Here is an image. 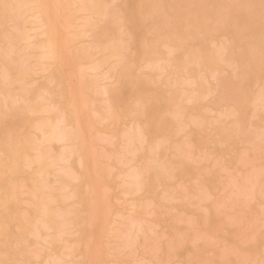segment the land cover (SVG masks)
<instances>
[{
  "label": "rangeland",
  "instance_id": "obj_1",
  "mask_svg": "<svg viewBox=\"0 0 264 264\" xmlns=\"http://www.w3.org/2000/svg\"><path fill=\"white\" fill-rule=\"evenodd\" d=\"M138 1L139 0H136V1L135 0H123L121 5H119L118 2L116 3V1H113V2L110 1L108 6H107V9L109 10L108 16H106L102 20L96 19L97 24H96V26H94V27H96L95 30H92L93 31L92 33H87V34H88V36L91 35L90 37L95 39L96 42L98 41V43L100 45H105V44L110 45V44H114V43L118 44L124 40V43L123 44L121 43V44L123 46H125V45H127V44H125L126 43L125 39H130V41L132 39L133 45L137 46L136 50L134 52H132L131 54L129 52L127 53V54H129V58L122 56L119 60L120 62H118V65H117L118 70L121 72L120 75L121 76L123 75L122 76L123 85L121 83L120 84L121 86L119 85L117 88V90L118 89L119 90L114 92L113 96H115L118 99L115 98L116 100L114 101L115 103L113 102V104H116L115 105L117 108L116 112L120 113V111H121L120 114H122V118L120 117V120L117 121L118 123L113 125L112 123H109V121L107 124L103 123V121H100L99 120L100 117L99 116L97 117L98 114L94 113L93 111H91V115H92V117H94L92 119L95 121L94 124L96 125V127L94 125V130H93V133L95 135L94 139L96 141V149L99 148V149L104 151V152L102 151L103 153L107 154V155L105 154L106 155L105 156V155H103V153H100V150H99V153L102 156V158H100V160H102V161L99 160V162L103 163V165H102V163L100 165L104 166L103 168H105L106 170L109 168V167H106V165L109 166V165H112L114 162H116L115 159H113V157H114L113 154L117 148L119 149V147H123V145L120 146V144H123V142H125V141L122 142L123 138L121 136H119L118 133L120 134L121 131L123 132L124 129H127V126H129V128H128L129 131H131L133 129L138 130V128H136L134 125V124H136L137 120H138V123H141V122L144 123V121H148V123L145 124V126H146L145 130L147 132V135H146V140L143 143V147L144 146L145 147L143 148V150L141 148L142 152L141 151L139 152L137 150L135 152L133 151L131 153H127L129 159L135 158V162L134 161L130 162L129 165L123 164L124 167L123 166L121 167V165L118 164L121 167L122 173H123V171L125 172V170H127L126 168H128V170L129 169L131 170L133 168V170H131V172H133V171L138 172L139 171V174H140L139 179L140 178L142 179V180H140V185L142 186V190L140 192L139 191L136 192L137 194L136 193L131 194V192L127 193V194L122 193V190H124L126 187L123 188V186L120 184L121 178L118 177V181L117 180L115 181V179H117V174H118L117 170L113 169L112 172L110 171L112 174L109 173L110 174L109 177L105 171L103 173H105L106 175L102 173L103 176L104 175L106 176V178L105 177H103V178H105L108 186H110L109 204L111 205V208H112V210H111L112 215L110 214L109 221H111L112 219L115 218V215H114L115 213L122 214V216H119L118 218H119V220H121V222L123 224L120 225V224L115 223L116 225H119L120 227L122 226L120 228L121 231L119 233L117 232L118 235H116L112 232V234L116 235V237L119 236L118 238H115L114 235H112V237H111V235H109V232H107V230H110V227L108 226V228H107L106 227L107 223H103L101 221V218H98V217L94 218L92 220L93 221L92 224L88 225L86 227V222L89 220L86 218L87 214H85L86 213L85 211L79 210L80 208L82 209L84 207L75 203V201H74L75 199L73 200L70 198L71 200H69V198L66 197V194L68 192H65L63 194L65 189L69 188L68 190H70V187H66V188L62 187L61 191H63V192L61 194L60 187L62 186V184H60V183H63V181H66L65 176H67V179H68L67 182H70L69 180H71V179L68 178L70 176H68V175L64 176L62 174L64 177L63 176H62V178L60 177V180H59L60 182H59V181H53V180H55L54 175L52 173L49 174L48 176H46L45 183L46 182L48 183V179H49L48 184L49 185L51 184L50 186H52V184H53L54 185L53 190L56 192H59V193H57L59 204L64 203L63 201L67 202V203L65 202L67 205L64 203V204H61L62 206H60V207L61 208L63 207V209H65V210L68 207H70L68 209L74 210L77 218H79L80 220L83 219V221H80L78 219L79 220L78 222H80V224L78 226H76V225L70 226L71 224L68 226V224L70 223L69 218H67V216H65L66 220L64 221V219H61L59 217L58 221L61 219V222H60L61 234L63 232L64 233L62 235H60V236H62V238L60 237L62 240L59 241L60 238L58 236L59 239L55 240L52 248L55 249L56 247H54V246H57L58 244H60V242H61V244H62V242L67 244L70 240H75L72 238H75L77 236V238H76V240H77L80 237L79 239H81V241H79V244L71 241V243H73V245L75 246L74 249L76 248L75 251H73L74 249L72 250L73 251L72 255H74V256H75V254L77 255L75 258L72 256V259L75 260L74 264H82L84 260H86V262L84 261L85 262L84 264H87V261H88L87 260V258H88L87 253L88 252H87V249H85V246H87L86 242L90 239L92 240L90 249L93 250L96 248V246H98L100 248L101 260H99L100 262L98 261V264H115L114 262H116V264H179V263L182 264V262L183 263L185 262V264H205L206 262H207L206 264H264V240H263L264 239V152H263L264 149L262 151V147H261L262 145L264 146V142H263L264 140H262V139H264V129L262 128V127H264V108L259 104L261 101L257 100V98H256L257 94H259V92H260L259 89L264 90V87L263 88L260 87L262 84V80L264 78V76H263L264 75V57L261 56V53L259 54V52H257L256 49H253V47H250L247 45L245 46V44H246L245 40L246 39H244V38L242 39V37H241L242 34L248 35L250 33H254L255 38L261 37V33H260V29H261L260 24L261 23H259L261 21V18L258 17V12L262 9V7H263L262 4H264V0H254V1L249 0L250 1V2L248 1L249 2L248 7H250L249 9L246 8L245 5H243V4L241 5L242 10L247 11V12H251V13H249V15L253 14L249 18V21H247L248 23H246L241 28L235 27L234 22L232 20H229V21H223L222 20L223 12H225V10L223 8V4H222V1L224 3V0H165V1H163V7L160 6L158 9H152V7H150V5L152 6L154 3L156 4L160 0H149L146 2L145 6L141 10H138V7H139L137 5ZM63 3H66V1L63 0ZM149 3H151V4H149ZM141 5L142 4H140L139 8H141ZM71 8H73V6H71ZM110 9L112 12H110ZM116 9L118 11L117 13H115ZM74 10H75V6H74ZM187 10L189 12H187ZM216 11H218V12H216ZM69 12H70V9L68 8L67 4L61 5L60 9H59L61 20H64ZM121 12L123 13L124 18L128 22V25L131 29L130 35L123 33L121 31L120 26H119V25H121V21H119L120 15L122 14ZM191 12H197V15H199V19L202 22L201 26L204 25V26H207L210 28V27L220 26V25L226 24V26L228 27V30H230V33L234 35L235 41L229 45V47H228L229 52L227 51V53L225 54V58L223 59L224 62H221L219 60V63H218L217 60L215 61L214 59H211L210 57H206V58H204L203 63L207 64L208 66L203 65V64H199V63H195V62H191V63H188V64L181 66L182 68L181 67H179V69L177 68V72L175 74H172V72H171L174 68L172 66H167L166 70L164 72H162V75L160 77H158V75H157L158 72L155 68H151V70H150L148 68L139 67L140 65L138 66L137 61L141 60L139 53H142V48L140 45L147 44V43H148L147 48L149 47L150 50H151V47L153 48V50L150 53L149 52L147 53L148 55L150 54L149 56L147 55V58H149L152 61L155 59L157 66L160 64L162 65L164 63V61H162V59L159 61H156V59L158 57H164L167 55L165 49L159 45L161 34L167 32L169 29H172L174 27L179 28L178 15L180 13L191 14ZM116 14H119V15L117 16ZM166 14H168V15H166ZM207 14H208V16H207ZM155 16H156V18H155ZM115 17H117V18L114 19ZM137 17H138V19H137ZM111 18H113V19H111ZM176 18H177V20H176ZM211 18H213V19H211ZM257 19H258V22H257ZM22 20H23V18H18V19L11 21V22H6L7 25L5 24L3 26L7 30H9L10 27L13 28V30H10V32L12 31L11 32V34H12L13 32L15 33V30L17 31L18 28L20 30H23L25 27L30 26V24L28 22H26L27 20L23 21V22H22ZM80 20H76L75 24H78V22L80 23ZM109 20H111V21H109ZM114 20H116V22ZM117 21L120 24H118ZM138 21L141 23H139ZM215 21H217L218 23L217 22L215 23ZM12 22H13V24H12ZM23 23H24V27H23ZM10 24H12V25H10ZM20 24H22V28H21ZM13 25H16V27H13ZM25 25H28V26H25ZM116 27H118L117 28V29H119L118 31H116L117 30V29H115ZM254 27H255V29H254ZM92 29H94V28H92ZM181 29H183V27ZM181 29L179 28V30H181ZM194 32H195L194 36L189 37L184 41L181 40L183 46L180 47V49H178L174 53V56H175L174 62L176 64H182V60H184V58H185L187 48L190 45V43H192V42H194V44L200 43L204 51L211 50L214 45H217L218 43L221 42L219 32L215 33V32L211 31V34H208L203 29H198V30H195ZM88 36L86 35L85 37H80L79 39L75 40L74 42H72L73 46L74 45L86 46L87 45L86 41L91 40V38ZM68 37L71 38L72 36L68 35ZM6 40L7 39L4 37H2V39H0V46H2V48H3V49H1V47H0V51L2 50V52L4 51V49L7 48V41ZM211 40H216V42H213V41L211 42ZM197 41H200V42H197ZM239 44L243 45L244 47H241ZM138 49L140 50V52H138ZM251 49H252V51H251ZM23 56L24 55L20 56L19 54H12L6 58V61L10 63L8 68L12 74H16L17 72H20L22 74L26 73L28 75L27 72L32 73L30 71V65H29L30 62L29 61L23 62V59L25 58V56L24 57ZM74 56L77 57V55L75 53H74ZM227 57H228V59H227ZM243 57H245V58H243ZM125 58H127V59H125ZM229 59H230V61H228ZM256 59L260 60L261 64H260V61H258V60L256 61ZM126 60H128V61H126ZM3 62H0V70H1V65ZM227 62H228V64H227ZM114 63H116V60ZM122 64H123V66L127 67L128 69L123 67ZM236 65H239V68L233 71V69L231 67H235ZM122 68H123V71H122ZM185 68H187L188 70ZM214 68H216L218 71H220V70L222 71V72H219L217 74V78L214 79V78L204 77V76L209 74V71H210L209 69L213 70ZM10 69H12V70H10ZM50 71H51L52 76L55 77V79H56L53 82L48 83V80L45 79V77H40L41 79L38 78L37 82L29 84L30 76L28 77L27 75H25V76H23L24 79L22 78L21 82L10 83L8 86H5V88L12 93H17L19 91H22L21 88H25V87L30 88L31 92H29V93H31V94L27 95V99L29 102H32L35 99L37 94H41L46 90L51 91L55 96H58L59 90L61 88L64 89V93H65L67 91L66 90L67 80H69L68 76L65 75V74H67L66 71L65 70L61 71L60 69L56 68L55 66L54 67L51 66ZM183 71H185L186 73ZM251 71L255 75H253V73ZM122 72H128L129 76H128V73L123 74ZM143 72H145L146 75ZM190 72L192 74H190ZM95 73L96 72L88 71V73L85 75V78L88 80H92L93 78L97 77ZM242 73H243V75H240ZM124 75H126L127 77ZM147 75H149V76L147 77ZM179 75L184 76V77L186 76L190 79V82L192 80H194V82L191 84L184 83L182 86L176 85L174 81L176 78L181 77ZM201 76L203 78H201ZM242 78H244V79H242ZM142 79L144 81H142ZM257 79H259V81ZM44 80L45 81L47 80V84ZM146 80L147 81L150 80L151 82L148 81V83H146L147 82ZM215 80H217L216 83H215ZM25 81L28 83H26ZM58 81L61 82L60 87L58 86ZM22 82H23L24 86L22 85ZM24 83H26V84H24ZM35 83H36V85H35ZM199 83L201 86L199 85ZM19 84H20V86H19ZM48 84H49V86H48ZM52 85H53V87H52ZM214 85H217V89H216L217 92L214 91L211 94H207V95L203 96V94H205L206 90H208L209 87H212ZM242 86L246 87L245 89L246 90L248 89V91H246L245 89H244V91H242L243 90ZM262 86H264V85H262ZM188 88L191 89L192 91L189 90ZM219 88H220V90L221 89L222 90L220 91ZM187 89L189 91H187ZM255 91H257V93ZM37 92H39V93H37ZM132 92H134V93L132 94ZM244 92H245V98L247 97L246 99H243L244 94H243V96L241 94ZM254 92L256 94L255 98H254ZM35 93H37V94H35ZM121 93L123 94V96L121 95ZM135 94L141 95L144 100H146V98L148 100V98H149V100H148L149 102L147 103L148 106L146 104V106L144 108L140 109L141 112H140V110H138L139 113L141 114V115L139 114V116H137L138 115V113H137L138 111H137L134 113L137 115H134L133 113H131L132 115L127 113V114H125V117H123L124 113L126 112V110H125L126 106H128L129 108L134 106L133 102L135 101V99H134L136 96ZM219 94H221V95H219ZM30 95H31V98H30ZM32 95H34V97H32ZM65 95H66V93H65ZM186 95H188V96L193 95L194 99L193 100L191 99L188 101H183V104L186 106V108L184 110V115H182V118L179 121L178 117L176 115H174L171 112V110H169L170 106H173L172 103H167L165 100L168 96L169 97L172 96L174 102H176V104H177L179 102H182V97L185 98ZM218 95H219V97H217ZM98 96L99 95H94L95 98ZM216 97L218 99H216ZM233 97H234V99H233ZM150 98H151V100H150ZM252 98H254L255 101L254 100L252 101ZM101 99H102L101 96H99V98H97L96 102L94 101V104H95L94 107L99 109V110H100L99 107H101V111H102L103 106H101L99 104V103L103 102ZM122 99H124V101ZM242 99L245 101H242ZM98 100H100V101H98ZM239 100H241L242 102L241 101L239 102ZM118 102H120V103H118ZM22 103L23 102H21V103L19 102L18 104L21 105ZM240 103H242V104L239 107ZM256 103H257V107H256ZM222 105H223V107H222ZM115 106H114V110L116 109ZM252 106H253V108L255 107L254 111H253ZM171 109H172V107H171ZM211 109H214L215 111L211 110ZM216 109H218V110L216 111ZM123 110H125V112ZM159 110H160V112H159ZM240 110H242V111H240ZM162 111H164V112L161 113ZM169 112H171L170 115H169ZM213 112H215V114ZM241 112H242V114H241ZM243 112H244V114H243ZM230 113H232V114H230ZM187 114H189V115H187ZM197 114L200 117L196 116ZM223 115H224V117H223ZM184 116H186V118ZM201 116H202V118H201ZM215 116L217 119L213 118ZM25 117H27L29 119V121H32L30 118L34 117L36 119L37 117H39V115L38 116H33V115L32 116L31 115L25 116V115H19V113L13 114V115L11 114V116H9L7 118V123H8V125L14 124L17 122V120H19L21 118H25ZM95 117H97V118H95ZM136 118H138V119H136ZM239 118H240V120H239ZM96 119H98L97 122H96ZM134 119H136V121ZM212 120H213V122H212ZM233 120H235V121L238 120V121L233 122ZM104 121L107 122V120H104ZM186 121H191V123L189 124V126H187L185 131L180 130V128L183 126L184 122H186ZM198 121H199V123H198ZM133 122H135V123H133ZM238 122H239V125L237 124ZM128 123L134 125L135 128L132 125L130 126ZM250 123H252V124H250ZM107 125H109V126H107ZM244 125L246 126V128ZM252 125H253V127L255 125L257 127L253 128ZM233 126H236V127H233ZM239 126L242 128L240 129ZM247 127H249V128H247ZM112 128H114L115 132H117L116 134L118 137H116V140L114 137H113L114 138L113 139L112 134H110ZM258 128H259V131H260V128L263 130L258 132ZM236 129H237V131H235ZM244 129H246V130L249 129V130H247L248 132L247 131L244 132L245 131ZM239 130H242V131H239ZM250 130H252V131L254 130V131L251 132ZM124 131H126V130H124ZM137 132H139V131H137ZM238 132H241L244 134L239 135ZM256 132H257V134H256ZM262 132H263V134H262ZM105 133H108V134H105ZM139 133L141 134V132H139ZM251 133H253V134L251 135ZM254 133H255V136H254ZM258 134H260V135H258ZM180 135H182V136H180ZM162 136H163V138H162ZM248 137H250V138L247 139ZM260 137H261V139H260ZM163 139H165V140H163ZM171 139L175 140L177 143L172 141ZM259 139H260V141H262V143H261L262 145H260L261 150L259 149L261 152L258 151V148H257L259 146V145L257 146V144H259V142H258ZM190 140H192V141H190ZM178 141H180V142H178ZM184 141L185 142L187 141V142L185 143ZM250 141L253 142V143L251 142L252 145H251ZM134 142H133L134 144L132 146L128 145L127 147L132 148V147H135L137 144H138V146L140 145L139 144L140 141H137V139H135ZM170 142H172V143H170ZM181 142L184 144L183 146L181 145L182 144ZM179 144H180V146L183 147V149L181 147H179ZM57 146H60V145H55V150L58 149ZM117 146H119V147H117ZM170 146H172V147H170ZM195 146L198 149V151L196 150ZM151 147L153 148L152 151L150 149ZM199 147L201 150L199 149ZM250 147H251V149H250ZM147 148H148V150H147ZM179 148L181 151L179 150ZM245 148L246 149L249 148L250 150H245ZM256 148H257V150H256ZM121 149L125 150V148H121ZM59 150H60V147H59ZM253 150H256V152H254ZM121 151L122 152H120V151L119 152L124 153L123 150H121ZM154 151L156 154L154 153ZM188 152L190 154L192 153V155H193L192 158H194L195 160H193L191 158V156H190V158L187 157V155H189ZM242 152H244V154H245V152L248 153V154H245V156L248 155L247 158L249 159V160L247 159L248 163L245 165H244V163H246V158L244 155H242L243 154ZM262 152H263V154H262ZM134 153H135V155H134ZM136 153H138V154H136ZM139 153L141 154L142 157L138 156ZM176 153H179V155H175ZM182 153H184V156H181ZM259 153H260V155H259ZM148 154H149V157H147ZM154 154H155V156H154ZM194 154L197 156V158ZM206 154H208V155H206ZM127 155L125 154V156H127ZM136 155L141 159L136 158L137 157ZM150 155H152V156H150ZM250 155H251V158H250ZM103 156H105V157H103ZM144 156L146 157V160H148L147 158L152 157L149 159V160H151L152 164L149 163V160L145 162ZM238 156L241 157L240 160L238 159L239 158ZM99 157H100V155L98 156V158ZM108 157H110V160ZM242 157H244V158H242ZM111 159H112V161H111ZM136 159H137V162H136ZM152 159H154V160L152 161ZM251 159H252V161H251ZM75 160H76V158H75ZM75 160L73 162V157H72L70 162H73L72 164L75 163V165H73L74 168L75 169L77 168V170H79L78 165L76 166L77 163ZM131 160H129V161H131ZM139 160H140V162H139ZM70 162H69V164H70ZM126 162H127V157H126ZM139 163L142 165H140ZM132 164H135V165H132ZM144 164H146V166ZM154 164L156 167H154ZM161 164H162V166H161ZM61 165H63V163H61ZM130 165H132L131 168H130ZM139 165L141 167H139ZM56 166L61 167L60 164H56ZM56 166L54 167L53 171H55L56 168H58ZM134 166H137V167L134 168ZM172 166H173V168H172ZM184 166H186L185 168L187 170L185 173L181 172ZM142 167H143V169H142ZM160 167L161 168L164 167V169L160 170L161 169ZM152 168H154V169H152ZM25 169H23V171L21 173H19L15 178H12L10 180L20 181L19 179L22 177L23 173L25 171H28V169H26V170ZM105 169H103V170H105ZM173 169H174V171H173ZM203 169H204V171H206L205 173H204ZM145 170H146V172H144ZM159 170H160V172H159ZM197 171H199V172H197ZM164 172H166V173H164ZM251 172H253L254 175H252L253 173L251 174ZM128 173H129V171H128ZM169 173H171V174H169ZM196 173H198L197 174L198 178H195ZM161 174H162V176H161ZM205 174H207V175H205ZM246 174H248V177L245 176ZM222 175H225L223 177H226V178H223ZM231 176L234 177L239 184H237L236 180L234 179L235 181L233 180V183H232L233 187L232 186L229 187V185L231 183V181H230ZM253 176H255V178ZM17 177H19V179ZM51 177H52V180H50ZM53 177H54V179H53ZM189 177L192 179H189ZM199 177H201L202 179L200 178V180H198ZM246 177H247V179H246ZM256 177H257L258 181H257ZM218 178H223L224 182H226L225 179L230 181V183L226 182L227 184L229 183L228 185L226 184V187L228 186L229 190H228V188L225 191L220 190V188L223 186L222 185L223 181L221 180L222 182L219 183L220 181L217 180ZM228 178H230V179H228ZM143 179L146 182H144ZM147 179H148V181H147ZM160 180H161V182H160ZM175 180L177 182H175ZM193 180H194V182H193ZM252 180H254V181L252 182ZM255 180L258 183H256ZM108 181H112L113 183L109 182L111 184L110 185L108 183ZM196 181L201 183V185H202V182H203V184L205 182L204 185H206V187L204 185L201 186ZM217 181H219V182H217ZM67 182L63 183L64 184L63 186H65V184H68ZM73 182L74 181H72V184H73ZM116 182H117V184H116ZM206 182H209V183L207 184ZM5 183H7L6 180L0 181V184H1L0 186H2ZM118 183H119V185H118ZM56 184H57V186H56ZM69 184H71V182ZM72 184H71V188L73 186ZM112 184H116L118 186L115 187V185L112 186ZM146 184H148V185H146ZM181 184H183V185L181 186ZM216 184H218V185H216ZM234 184H236V185H234ZM252 184H253V186H251ZM256 184H258L257 187L259 189L256 187ZM79 185H80L79 189L81 191H84L85 186L83 185V181L82 182L80 181ZM237 185L240 186L238 189H237V187H238ZM242 185H243V187H242ZM166 186L167 187L169 186V188L166 189L167 188ZM170 186H172V188ZM219 186H221V187H219ZM179 187L181 189H179ZM182 187L184 189H187V190H184ZM2 188L4 189V186H2ZM248 188H253L252 189L253 191H251V189H248ZM230 189L231 190L233 189V190L231 191ZM242 189L244 190V192H240V191H243ZM246 189H248L249 192L253 195L249 194V196H244V195L241 196L242 194L247 195L248 191H246ZM165 190H167V192ZM256 190H258V192ZM259 190H261V192L258 195ZM161 191H163V192H161ZM207 191H208V193H206ZM210 191H211V193H210ZM160 192H161V195L159 194ZM170 193L172 194V196L170 195ZM184 193H185V195H184ZM231 193L234 196H231ZM20 195H22V197H24V194H20ZM61 195H62V197H60ZM201 195H202V197H201ZM26 196H29V194L25 195V197ZM22 197H21V199L23 200ZM25 197H24V199L27 198V197L26 198ZM176 197H177V199H176ZM230 197L231 198L234 197V199H231ZM251 197H253V198H251ZM147 198H149V199H147ZM224 198L227 199L228 201L224 200ZM245 198H249V199H245ZM67 199H68V201H67ZM136 199L138 200V202H136L137 201ZM187 199H189V200H187ZM238 199L242 200V201H239ZM231 200L235 204H233L231 202ZM248 200H251V201L248 202ZM69 201H72V202L68 203ZM183 201L185 202V204ZM219 201H222V204ZM133 202L134 203H140L141 206H140V204H136V205H139V207H136L134 210ZM151 202H153V203H151ZM216 203H217V210L215 208ZM57 204L55 203L52 205L53 206L56 205L58 207L59 204L58 205ZM85 204L88 205L85 202L82 203V205L85 206L84 210H86V207H87ZM130 204H132V206ZM239 204H240V207H239ZM73 205H75L76 207ZM142 205H144V206H142ZM28 206H30V208ZM211 206L213 208L212 209L213 212L211 211V208H209ZM19 207H20L19 208L20 210L26 208L25 210H27L29 212L34 209V206L32 204L28 205L27 201L25 204H24V202H21ZM60 207H59V209H61ZM75 208H77V209L75 210ZM137 208H138V210H137ZM219 208H221V209L219 210ZM224 209L226 211H223ZM230 209L232 212V213L230 212L231 216L228 213L229 212L228 210H230ZM151 210H153V213L149 212ZM87 211H88V209H87ZM130 211H132V212H130ZM148 212L150 213V215L148 214ZM221 212H223L224 214ZM236 212L238 213V215ZM225 213H227V214L225 215ZM221 214H222V216H221ZM84 215H86L85 216L86 219L83 218ZM90 215L91 214H89L88 216L90 217ZM232 215H234L233 216V217H235L234 219H231V218H233ZM235 215H237V216H235ZM216 216H217V219H216ZM127 217L128 218L132 217V218L128 219ZM135 219H139V220L141 219L140 221L143 223H145V221L147 220V222L145 223V226L147 225L145 227V228H147V230H146V233H144L145 232V229H144V231L140 235H139V233H137L138 235H136V231H133V232L131 231L133 234L135 232L134 235L137 236V239L134 238V243H132L133 241L131 242V240L133 239L132 237L134 235L132 233H130L133 236L131 235V238H130V237H126V235H125L126 239H124L125 237H124V235H122V232L123 231H126V232L129 231L130 232L129 229L133 230V228L135 230V227H134L135 225H133V223L132 224L130 223L132 221L134 222ZM188 219H191V220L189 221ZM128 220H130V222H128ZM139 220H138V222H140ZM142 220H145V221H142ZM68 221H69V223H68ZM231 221H233L234 223H232ZM250 221H251V223H250ZM138 222H136V224ZM154 222H160L161 225L159 223V225L154 226V229H153L151 226H153L152 224ZM14 223L15 222H13V226L11 225L9 232L17 234L18 232H20V229L18 227L14 226ZM64 223H65V225H64ZM125 223H127V224H125ZM129 223L131 225H133L132 228L130 227L131 225ZM72 224H74V223H72ZM115 224H113V225H115ZM84 225H85V227H84ZM80 226L84 227V229L80 228ZM125 226H126V230H124ZM128 226L130 227L129 229H128ZM76 227L80 228V230H78L79 233L73 232L74 230H77ZM148 228H150V229H148ZM9 232H7L3 235L0 234V250L2 249L0 252H1V257H3V259H5V260L7 258L10 259L12 264H15V263L18 264L19 262H17V261H19V260L22 261L24 264L25 263L31 264V262H32V264H34V263L38 264L37 262H41L43 259H44V261H42L41 264L43 262H44L43 264H47V263H45L46 260L48 263L54 264L53 261H51L52 258L56 257V255H57V254L55 255L54 252H56V253H57V251L59 252L58 249H60L62 246H60V245H59L60 247L57 246L58 249L56 248V250H54V249H50V250L43 249L41 255L38 256L39 258L37 257L38 259H36L37 255H35V257H33L35 254L34 250H37L38 246H39V248H41V244H39L37 241H35V237H33L30 234H29V236H30L29 237L28 234L26 233L23 235V237L25 239L22 241L21 244L19 243L20 244L19 246L15 245V247H14V245H13V247L10 248V246L8 247V244L10 241V238L8 237ZM126 232H123V233L126 234ZM80 234H81V236H80ZM110 234H111V232H110ZM26 235L28 238L26 237ZM113 236H114V238H113ZM122 236H123V239L121 238ZM139 236H140V238H139ZM146 236H149L148 241H146L147 240ZM202 237L206 238L207 240H204ZM127 238H129V240ZM153 238H155V239L153 240ZM244 238H246V239H244ZM27 239H29V241ZM65 239H67L66 241H68V242L63 241ZM143 239H144V242L142 241L143 243H145V241L149 242L147 248H145V249L142 247L143 246L145 247L146 243L141 244V240H143ZM193 239L194 240L198 239V240L197 241L195 240V242H194ZM125 240L127 241L126 242L127 244L129 243V241H130V243L128 245H125L124 244ZM57 242H59V243L57 244ZM80 242H81V244H80ZM223 242H226L227 246L225 245V243L223 244ZM151 243L154 246V248L152 246L153 249H150ZM155 243L157 245H155ZM170 243L173 245L172 249L170 247L171 246ZM4 244H5V246H4ZM55 244H57V245H55ZM27 245H28V247H27ZM87 247H89V246H87ZM158 247H160V248L158 249ZM169 247H170V250H168ZM16 248L26 249L27 250L26 256L27 255L28 256L26 257L22 254H20V255L14 254L13 250ZM32 248H34V250ZM148 248H149V252H146V251H148ZM90 249H89V254H90ZM30 250H31V252H29ZM46 250L50 251V253L47 252ZM64 250L67 253L66 249L61 248L60 252L58 253L59 255H57V257H60L59 261L63 257L61 255V253L62 254L65 253ZM43 251H45V252H43ZM46 252L48 253V255ZM51 252H53V253L51 254ZM142 252H144V253H142ZM254 252L256 253V255ZM45 253H46V256H48L49 260L46 259L47 257L46 258L43 257V256H45ZM114 253H115V255H114ZM170 253H173V255ZM223 253H225V254H223ZM10 254H11V256H10ZM50 254L52 255L51 259H50ZM147 254H148V256H147ZM165 254H167V256H164ZM5 255H7V256H5ZM30 255H32V256H30ZM143 256L146 259H144V260L141 259ZM31 257H33V259H30ZM41 257H43V259ZM69 257L65 256V260L63 261V263L60 261V264L61 263L67 264L68 262H70ZM157 257H158V259L160 258L159 261L157 260ZM185 257H187V258L189 257L188 260L184 259ZM13 258H15V260H13ZM25 258H27V259L25 260ZM147 258H149V259H147ZM35 259L37 261H35ZM53 260H55V258ZM165 260H166V262H165ZM176 260H177V262H176ZM72 261H71V264H73ZM19 264H21V263H19ZM88 264H93V262L90 260L88 262Z\"/></svg>",
  "mask_w": 264,
  "mask_h": 264
},
{
  "label": "bare ground",
  "instance_id": "obj_2",
  "mask_svg": "<svg viewBox=\"0 0 264 264\" xmlns=\"http://www.w3.org/2000/svg\"><path fill=\"white\" fill-rule=\"evenodd\" d=\"M65 1H66V3H63V0H0V39H2V37L7 39L6 40L7 41V48L4 49L3 52H2V50L0 51L1 52L0 53V62L4 61L2 63V65H1V70H0V181H2V180H6L7 181V183L2 185V186H4V189L2 188V186H0V234L3 235L5 233L9 232V229H10L11 225L13 226V222H15L14 226L18 227L20 229V232H18L17 234H14V233H11V232L8 233V237L10 238L8 247L10 246V248H12L13 245H14V247H15V245L19 246L22 243V241L25 239L23 237V235L27 233L28 236H29V234H30L33 237H35V241H37L39 244H41V248H39V246L37 245L38 248H39V249L37 248V250H34V248L36 246L34 248H32L34 250V253H35L33 257H35V255H37L36 259L39 258L38 256L41 255L43 249H48V250L54 249V248H52V246L54 245L55 240L59 239L60 237L62 238V236H60V235H62L64 232L62 231L63 233L61 234V228H60L61 219H64V221H65L66 220L65 216H67V218H69V221H70V223L68 221V223H69L68 226L70 224H71L70 226H74V225L78 226L80 224V222H78L80 219L76 217V213L74 212V210L68 209L70 207H68L66 210L63 209V207L62 208L60 207V206H62L61 204H64L66 201H63L64 203H61V204L58 203V194L57 193H59V192H56V191L53 190V186H54L53 184H52V186H50L51 184L50 185L48 184L49 183V179H48V183L47 182L45 183L46 176H48L49 174L52 173L54 175L55 180H53V181H59L60 177L62 178L63 175L64 176L68 175V176L71 177V178L68 177L69 179H71V180H69L71 182V184H72V181L75 182V183L73 182L72 188H71V184H69L70 182H67V180H68L67 176H65L66 177V181H63L61 179L63 181V183H66V182L68 183V184H65V186H63L64 185L63 183H60V184H62V186L60 187L61 194L63 192V191H61L62 187L63 188L70 187V190H68L69 189L68 188V189H65V191L63 192V194L65 192H68L66 194V197L69 198V200H71V199L74 200L75 199L74 200L75 203H77L78 205H81L84 208H85V206H83L82 203L85 202V203L88 204V205L85 204L88 207V208L86 207V210H84V208H82V209L80 208L79 209L77 207L79 210L85 211L86 212L85 214H87V216L89 214H91L90 217L89 216L87 217L86 215H84V217H83V218H85V216H86V218L89 219L86 222V227L88 225L92 224V222H93L92 220L94 218H97V217L101 218V221L103 223H107L106 227L107 228H108V226L110 227V230H107V232H109V235H111V237L114 234L118 235L117 232L119 233L121 231L120 228L122 226L120 227L119 225H116V224H120L121 225L123 223L118 218L119 216H122V214H119V213H115L114 214L115 218L112 219L111 221H109V216L112 213L111 212L112 208H111V205L109 204L110 186H108L107 181L105 180V178H106L105 175L107 174L108 177H109V175L112 174L111 172H112L113 169L117 170L118 174L116 173L117 174V179H115V181L116 180L118 181V177L121 178L120 184L123 186V188L126 187L124 190H122V193L127 194V193L131 192V194H132V193H136L138 191L140 192L142 190V186L140 185V180H142V179L141 178L139 179V177H140L139 171L138 172H134V171L131 172V170H133V168L131 170L130 169L128 170V168H126L127 170H125V172L126 171L127 172L125 173L123 171V173H122L121 167L122 166L124 167L125 164L129 165L130 162H133V161L135 162V158L134 157H133L134 159L131 158L132 160L129 159L127 153H131L133 151L135 152L137 150L139 152L140 151L142 152L143 148L145 147V146L143 147V143L145 142L146 135H147V132L145 130L146 129L145 128L146 127L145 124L148 123V121H144V123L143 122L138 123V120L136 121V119H138V118H136V119H134L136 121V124H134V125H135L136 128H138V130L137 129H133L134 130L133 131V130L130 129L132 131L131 132L128 129L129 126H127V129H124L126 131L123 130V132L121 131L120 134L118 133V135L123 138V139L121 138L122 142L125 141L126 143L123 142V144H120V146L123 145V147L117 146V147H119L120 150L118 148L117 149L120 152H122L121 150H123L124 153H120L115 148L116 151L115 152L113 151L114 152L113 159H115V161L117 163L114 162L112 165H109V166L106 165V167H109L106 170L105 168H103L104 166H102L103 163L101 162L102 165H100L101 163L99 162L100 158H102L100 153H103L104 151L99 149L98 147H97L98 149H96V141L94 139L95 135L93 133L94 125H95L94 122L95 121L92 119L94 117H92V115H91V111H93L94 113L98 114V115L97 114L96 115H97V117L98 116L100 117V119H99L100 121H103V123H106V124L109 121V123H112L113 125L118 123L117 121L120 120V117L122 118V114H120L121 111H120V113L116 112L117 111V108L115 106L116 104H113V102L116 99H118L115 96H113V94H114L115 91L119 90V89L117 90V88L122 83V76H123V75L122 76L120 75L121 72L118 70V66L117 65H118V62H120L119 60H120V58L122 56L123 57L125 56V57L129 58V54H127V53L129 52L131 54L132 52H134L136 50L137 46L133 45L132 39H131V41H130V39H125V41H126L125 44H127L125 46L122 45L124 43V40L121 41L122 44L121 43H118V44L114 43V44H110V45H107V44L100 45L98 43V41L96 42V40L91 38L90 37L91 35L88 36L87 33H92L93 32L92 30H95L96 27H94V26H96V24H97L96 23L97 22L96 19L97 20L98 19L102 20L103 18L108 16L109 10L107 9V6H108L110 1L111 2L116 1V3L118 2L119 5H121L123 0H65ZM147 1H149V0H139L137 2V5L139 7H140V4H142V5H141V8L138 7V10L143 9V7L145 6ZM163 1H165V0H160L156 4L154 3L152 6L150 5V7H152V9H158L160 6L163 7ZM248 1L249 0H224V3L222 1L223 8L225 10V12H223V15H222V20L223 21L232 20L234 22V26L235 27H237V28L243 27L246 23H248L247 21H249V18L253 15V14L249 15V13H251V12L244 11L241 8V5L243 4V5L246 6V8L249 9L250 7H248V5H249L250 1L249 2ZM66 4L68 5V8L70 9V12L68 13V15L66 16V18L64 20H61L59 9H60L61 5H66ZM149 4H151V3H149ZM262 5H263L262 9L258 12V17L261 18V21L259 22V23H261L260 24L261 25V29H260L261 37L255 38V34L254 33H250L248 35L242 34L241 37H242V39L243 38L246 39L245 40V43H246L245 46L247 45V46L253 47V49H256L257 52H259V54L261 53V56L264 57V53H263L264 52L263 51L264 50V4H262ZM71 6H73V8H71ZM74 6H75V10H74ZM110 12H112L111 9H110ZM117 12L118 11L116 9L115 13H117ZM187 12H189V11L187 10ZM216 12H218V11H216ZM119 14H116V15L118 16ZM166 15H168V14H166ZM207 16H208V14H207ZM18 18H23L22 22L27 20L26 22H28L30 24V26L25 25V26H28V27H25L23 30H20L18 28L17 31L15 30V33L13 32L11 34L12 31L10 32V30H13V28H11L9 26L10 29L8 28L9 30H7L3 25H5V24L7 25L6 22H11V21H13L15 19H18ZM116 18L117 17H115L114 19H116ZM155 18H156V16H155ZM111 19H113V18H111ZM137 19H138V17H137ZM211 19H213V18H211ZM76 20H80V23L78 22V24H75ZM176 20H177V18H176ZM178 20H179L178 21L179 28L181 29L183 27V29L179 30V28H176V27H174L172 29L168 28L169 30L167 32L161 34L159 45L162 48L165 49L167 55L164 56V57H158L156 59V61H159V60L162 59V61H164V63L162 65L160 64V65L157 66V64L155 62V59L152 61L149 58H147V55H148L147 53L148 52L150 53L153 50L152 47H151V50H150L149 47L147 48V46H148L147 45L148 43H147V44L140 45L141 48H142V53H139L141 60L137 61L138 66L140 65L139 67L148 68L150 70H151V68H155L157 70V72H158V74H157L158 77H160L162 75V72H164L166 70L167 66H172L174 69L171 72H172V74H175L177 72V68L179 69V67H181V66H183L185 64L191 63V62H195V63H199V64H203V65L208 66L207 64L203 63L204 58H206V57H210L211 59H214L215 61L217 60L218 63H219V60L221 62H224L223 59L225 58V54L228 51L229 45L235 41L234 35L230 33V30H228V27L226 26V24H223V25H220V26H214V27H210V28L207 27V26H204V25L201 26L202 22L199 19V15H197V12H191V14L180 13L178 15ZM109 21H111V20H109ZM114 21L116 22V20H114ZM119 21H121V25H119L120 28H121V31L123 33L127 34V35H130L131 34V29H130V27L128 25V22L124 18L123 13L120 15ZM216 22L217 21H215V23ZM257 22H258V19H257ZM139 23H141V22H139ZM12 24H13V22H12ZM12 24H10V25H12ZM118 24H120V23L118 22ZM20 25H21V28H22V24H20ZM13 27H16V25H13ZM23 27H24V23H23ZM92 28H94V29H92ZM117 28L118 27H116L115 29H117ZM198 29H203L208 34H211V31L215 32V33L219 32L221 42L218 43L217 45H214L213 48L211 50H208V51H204L200 43H195L194 44V42H192V43H190V45L187 48V51H186V54H185V58H184V60H182V64H176L174 62L175 61L174 53H175V51L180 49V47L183 46L181 40L184 41L187 38L194 36V33H195L194 31L198 30ZM254 29H255V27H254ZM118 30L119 29H117L116 31H118ZM68 35H71L72 37L69 38ZM86 35L91 38V40L86 41V43H87L86 46H78V45L77 46L76 45L73 46L72 42H74L75 40L79 39L80 37H85ZM212 41L216 42V40H211V42ZM197 42H200V41H197ZM240 46L244 47L243 45H240ZM0 47H1V49H3L2 46H0ZM251 51H252V49H251ZM138 52H140L139 49H138ZM74 53L77 55V57L74 56ZM12 54H19L20 56L24 55L25 58L23 59V62H25V61H29L30 62V64H29L30 65V71L32 73L27 72L28 75L26 73L22 74L20 72H17L16 74H12L9 71V68H8L10 63L6 61V58L9 57ZM127 58H125V59H127ZM243 58H245V57H243ZM227 59H228V57H227ZM115 60H116L117 64L114 63ZM257 60L258 59H256V61ZM126 61H128V60H126ZM228 61H230V59ZM258 61H260V60H258ZM227 64H228V62H227ZM260 64H261V61H260ZM51 66H53V67L55 66L56 68L60 69L61 71H64V70L66 71L67 74H65V75H67L68 79H69V80H67V88H66L67 91L65 92L67 96L65 95L64 89H62V88L59 90L58 96H55L51 91L46 90V91H44L41 94H37L39 92L35 93V94H37L35 99L32 102H29L28 99H27V95L31 94V93H29V92H31L30 88H28V87L21 88L22 91H19L17 93H12V92H10L9 90H7L5 88V86H8L10 83L21 82L22 78L24 79L23 76H25V75H27L28 77L30 76L29 84L37 82V79L40 78V77H45V79L48 80V83L53 82L56 79L51 74V71H50ZM122 66H123V64H122ZM123 67H125V66H123ZM125 68H127V67H125ZM231 68L234 71V70L239 68V65H236L235 67H231ZM185 69H187V68H185ZM10 70H12V69H10ZM209 70H210L209 74L204 76V77H209V78H214L215 79V78H217V74L219 72H222L221 70L218 71L216 68H214L213 70H211V69H209ZM88 71L96 72L95 74H96L97 77L93 78L92 80L86 79L85 75L88 73ZM122 71H123V68H122ZM185 71H183V72H185ZM122 73L124 74V73H128V72H122ZM143 73H145V72H143ZM190 74H192V73L190 72ZM145 75H146V73H145ZM240 75H243V73L240 74ZM253 75H255V74L253 73ZM124 76H126V75H124ZM128 76H129V73H128ZM148 76L149 75H147V77ZM179 76H181V75H179ZM201 78H203V77L201 76ZM242 79H244V78H242ZM47 80L46 81L44 80L46 82V84H47ZM257 80L259 81V79H257ZM142 81H144V80L142 79ZM148 81H150V80H148ZM148 81L146 83H148ZM216 81L217 80H215V83H216ZM23 82H22V85H23ZM174 82H175L176 85H181L182 86L184 83L191 84V83L194 82V80H192L190 82V79L188 77L181 76V77L176 78ZM26 83H28V82H26ZM26 83H24V84H26ZM35 85H36V83H35ZM122 85H123V83H122ZM199 85H200V83H199ZM262 85H264V78H263L262 84L260 86L261 88L264 87ZM19 86H20V84H19ZM48 86H49V84H48ZM58 86L59 87L61 86V82L60 81H58ZM244 86H242L243 87L242 91H244V89L246 88ZM52 87H53V85H52ZM188 89H187V91L191 90V89H189V90ZM216 89H217V85L209 87L208 90H206L205 94H203V96H205L207 94H211L214 91L217 92ZM219 90H220V88H219ZM259 90H260V92H259V94H257L256 98H257V100L261 101L259 104L264 108V90L263 89H259ZM246 91H248V89ZM134 92H132V94ZM255 92L257 93V91H255ZM255 92H254V98H255V95H256ZM241 94H242V96L244 94V98L243 99L247 98V97L245 98V92L241 93ZM94 95L101 96V98H102L101 100L104 103L102 102V103H99V104L101 106H103V108H102L103 112L101 111V107H99L100 110L94 107V105H95L94 101L96 102L97 98H99V96L95 98ZM121 95L123 96L122 93H121ZM135 95H136L135 98H134L135 101L133 102L134 106L130 107V108L128 106H126V108H125L126 112H125V110H123L125 112L123 117H125V114H127V113H129V114L133 113L134 114L138 110L144 108L146 106V104L149 102L148 101L149 98H148V100H147V98H146V100H144L141 95H139V94H135ZM219 95H221V94H219ZM219 95L217 97H219ZM32 97H34V95H32ZM217 97H216V99H218ZM30 98H31V95H30ZM254 98H252V101L254 100ZM191 99L192 100L194 99L193 95H189V96L186 95L185 98L182 97V102H179V103L176 104V102H174V100H173V97L172 96L171 97L168 96L165 101L167 103H172L173 106H170L169 110H171V112L174 115H176L178 117L179 121H180V119L182 118V115H184V110L186 108V106L183 104V101H188V100H191ZM233 99H234V97H233ZM243 99H242V101H245ZM122 100L124 101V99H122ZM150 100H151V98H150ZM98 101H100V100H98ZM240 101L241 100H239V102ZM19 102L20 103L23 102L24 104L22 103L21 105H19L18 104ZM118 103H120V102H118ZM241 104L242 103L239 104V107H240ZM114 106L116 108L115 110H114ZM147 106H148V104H147ZM171 107H172V109H171ZM222 107H223V105H222ZM256 107H257V103H256ZM252 108H253V106H252ZM254 109H255V107L253 108V111H254ZM211 110H214V109H211ZM217 110L218 109H216V111ZM240 111H242V110H240ZM140 112H141V110H140ZM159 112H160V110H159ZM163 112L164 111H162L161 113H163ZM171 112H169V115H170ZM244 112H243V114H244ZM17 113H19V115H25V116H28V115L38 116L39 115V117H37L36 119L34 117L30 118L32 121H29V119L27 117L21 118L19 120H17L18 119L17 118L16 119L17 120L16 123L8 125L7 118L9 116H11V114L13 115V114H17ZM137 113H138V115L137 114H134V115L139 116V114H140L139 111ZM213 113L215 114V112H213ZM230 114H232V113H230ZM241 114H242V112H241ZM187 115H189V114H187ZM196 116H199V115L197 114ZM97 117H95V118H97ZM184 117L186 118V116H184ZM223 117H224V115H223ZM201 118H202V116H201ZM213 118L215 119L216 116L213 117ZM97 120L98 119H96V122H97ZM104 120H107V122H105ZM239 120H240V118H239ZM234 121L235 120H233V122ZM237 121H235V122H237ZM212 122H213V120H212ZM130 123H128V124L131 126L132 124H130ZM133 123H135V122H133ZM190 123H191V121L184 122L183 126L181 125L182 127L180 128V130L185 131V129L187 128V126H189ZM198 123H199V121H198ZM237 124L239 125V122ZM250 124H252V123H250ZM109 125H107V126H109ZM134 125H132V126L134 127ZM253 125H252V127H253ZM95 127H96V125H95ZM233 127H236V126H233ZM254 127H257V126L255 125ZM241 128L242 127H240V129ZM245 128H246V126H245ZM247 128H249V127H247ZM262 128L264 129V127H262ZM263 129L260 128V131L263 130ZM244 130H245L244 132H246L249 129H247V130L244 129ZM137 131L141 132V134L139 132H137ZM235 131H237V129ZM239 131H242V130H239ZM250 131L253 132L254 130L253 131L250 130ZM260 131H259V128H258V132H260ZM116 133L117 132H115V129L112 128L110 134H112V138L114 137L115 140H116V137H118ZM238 133H239V135L244 134V133H241V132H238ZM105 134H108V133H105ZM252 134L253 133H251V135ZM256 134H257V132H256ZM262 134H263V132H262ZM258 135H260V134H258ZM180 136H182V135H180ZM254 136H255V133H254ZM162 138H163V136H162ZM249 138L250 137H248L247 139H249ZM135 139H137V141H140L139 142L140 145L138 146V144L136 143L137 145L135 147H132V148L127 147L128 145L132 146L135 143L134 142ZM260 139H261V137H260ZM260 139L258 140L259 144H257V146L258 145L259 146L257 148H258V151H260L261 147H262V151H263V149H264L263 147L264 146L261 144L262 141H260ZM163 140H165V139H163ZM262 140H264V139H262ZM172 141L176 142L175 140H172ZM180 141H178V142H180ZM190 141H192V140H190ZM251 142L252 141H250V143ZM170 143H172V142H170ZM252 143H251V145H252ZM180 144H179V147H181L183 149L182 146L184 144L182 143L181 144L182 146H180ZM55 145H60V146H57L58 147V149H57L58 151L55 150ZM260 145H262V146L260 147ZM59 147H60V150H59ZM170 147H172V146H170ZM251 147H250V149H251ZM121 148H125V150L121 149ZM141 148H142V150H141ZM195 148H196V146H195ZM257 148H256V150H257ZM150 149H151V151L153 150L152 147ZM199 149H200V147H199ZM250 149L249 148H247V149L245 148V150H250ZM99 150H100V153H99ZM147 150H148V148H147ZM179 150H180V148H179ZM196 150L198 151L197 148H196ZM256 150H253V151L256 152ZM263 152H262V154H263ZM154 153H155V151H154ZM242 153H243L242 155H244V156H245V154H248L246 152H245V154H244V152H242ZM105 154L106 153H103V155H105ZM125 154L127 156H125ZM136 154H138V153H136ZM155 154H154V156H155ZM188 154L189 155H187V157L190 158V156H191V158H192V156H193L192 153L190 154L188 152ZM99 155H100V157L98 158ZM134 155H135V153H134ZM175 155H179V153H176ZM206 155H208V154H206ZM251 155H250V158H251ZM259 155H260V153H259ZM105 156H103V157H105ZM138 156L140 157L141 154L139 153ZM138 156L136 158H139ZM150 156H152V155H150ZM181 156H184V153H182ZM247 156H245L246 163H244L242 161L244 163V165L248 163ZM72 157H73V162H74V160L76 158V160H75L76 163H77L76 166L78 165L79 170H77V168L76 169L74 168L73 165H75V163L72 164L73 162H70ZM126 157H127V162H126ZM147 157H149V154H148ZM108 158L110 160V157H108ZM144 158H145V162H146L152 157L147 158L148 160H146L145 156H144ZM196 158H197V156H196ZM240 158L241 157H239L238 159L240 160ZM242 158H244V157H242ZM139 159H141V158H139ZM192 159L195 160L194 158H192ZM129 160H131V161H129ZM153 160L154 159H152V161ZM100 161H102V160H100ZM111 161H112V159H111ZM251 161H252V159H251ZM69 162H70V164H69ZM136 162H137V159H136ZM139 162H140V160H139ZM61 163H63V165H61ZM149 163H151V160H149ZM56 164H60L61 167H58L59 165L56 166ZM118 164H120L121 167ZM132 165H135V164H132ZM132 165H130V168L132 167ZM140 165H142V164H140ZM140 165H139V167H141ZM144 165L146 166V164H144ZM55 166L58 167V168H56V170L53 171ZM161 166H162V164H161ZM135 167H137V166H134V168ZM154 167H156L155 164H154ZM185 167L186 166L183 167L181 172L185 173L187 171ZM25 168L28 169V171H25L23 173V175L21 177L22 179L21 178L19 179V177H17L20 181H18V180L17 181L10 180L12 178H15ZM102 168L105 169V170H103ZM172 168H173V166H172ZM142 169H143V167H142ZM152 169H154V168H152ZM162 169H164V167L161 168L160 170H162ZM160 170H159V172H160ZM104 171L106 172V174L103 173ZM128 171H129V173H128ZM173 171H174V169H173ZM203 171H204V169H203ZM144 172H146V170ZM197 172H199V171H197ZM205 172L206 171H204V173ZM102 173L105 174V175L103 176ZM164 173H166V172H164ZM252 173L253 172H251V174ZM169 174H171V173H169ZM197 174L198 173H196V177L194 176L195 178H198ZM205 175H207V174H205ZM252 175H254V173ZM161 176H162V174H161ZM223 176H225V175H222V177ZM245 176L248 177V174H246ZM54 177H53V179H54ZM103 177H105V178H103ZM247 177H246V179H247ZM253 177L255 178V176H253ZM200 178L201 177H199L198 180H200ZM223 178H226V177H223ZM223 178H218L217 180H219L220 182L219 181H217V182L221 183L223 181ZM189 179H192V178L189 177ZM228 179H230V178H228ZM231 179H230L231 183H230V181L225 179L226 182L230 183L229 187L232 186L233 180L235 178L231 176ZM256 179H257V177H256ZM50 180H52V177H51ZM80 181L81 182L83 181V185L85 186V190L84 191H81L79 189L80 188V185H79ZM143 181H144V179H143ZM147 181H148V179H147ZM253 181L254 180H252V182ZM257 181H258V179H257ZM257 181H256V183H258ZM109 182L113 183L112 181H108V183ZM144 182H146V181H144ZM160 182H161V180H160ZM175 182H177V181L175 180ZM193 182H194V180H193ZM196 182L199 183L198 181H196ZM226 182L223 181L222 182L223 186L222 185H221L222 187L219 186V187H221L220 188L221 191L222 190L223 191L227 190L228 186L226 187V184H227ZM236 182H237V180H236ZM206 183L208 184L209 182H206ZM116 184H117V182H116ZM116 184H112V186L115 185V187H117L119 185V183H118V185H116ZM199 184L201 185V183H199ZM204 184H205V182H204ZM204 184L202 182V185H204ZM237 184H239V183L237 182ZM146 185H148V184H146ZM182 185L183 184H181V186ZM216 185H218V184H216ZM234 185H236V184H234ZM257 185L258 184H256V187H257ZM56 186H57V184H56ZM204 186L206 187V185H204ZM251 186H253V184ZM170 187L172 188V186H170ZM239 187L240 186H238L237 189ZM242 187H243V185H242ZM168 188H169V186L166 189H168ZM179 189H181V188L179 187ZM248 189H251V191H253L252 190L253 188H248ZM248 189H246V191L249 192ZM184 190H187V189H184ZM228 190H229V188H228ZM165 191L167 192V190H165ZM208 191L206 193H208ZM256 191L258 192V190H256ZM161 192H163V191H161ZM161 192L159 193L160 195H161ZM240 192H244V190L240 191ZM248 192H247V195L242 194L241 196H243V195L244 196H249V194L253 195L250 192L249 193ZM260 192H261V190H259L258 195L260 194ZM210 193H211V191H210ZM20 194H24V197L27 194H29V196H26L27 198L25 197L26 199H24V197H22V195H20ZM19 195L23 198V200L21 199V197ZM170 195L172 196L171 193H170ZM184 195H185V193H184ZM231 196H234V195H232V193H231ZM60 197H62V195ZM201 197H202V195H201ZM249 198H245V199H249ZM251 198H253V197H251ZM147 199H149V198H147ZM176 199H177V197H176ZM231 199H234V197L231 198ZM187 200H189V199H187ZM224 200H227V199L224 198ZM251 200H248V202L251 201ZM26 201L28 202V205L32 204L34 206V209L31 210L30 212L25 210L26 208L22 209V210L19 209L20 208L19 206H20L21 202H24V204H25ZM67 201H68V199H67ZM72 201H69L68 203H71ZM222 201H219V202H221V204H222ZM239 201H242V200H239ZM136 202H138V200ZM231 202H232V200H231ZM55 203L59 204V205L57 204L58 207L56 205H54V206L52 205V204H55ZM151 203H153V202H151ZM232 203L235 204L234 202H232ZM136 204H140V203H134L133 202L134 210H135L136 207H139V205H136ZM184 204H185V202H184ZM130 205L132 206V204H130ZM144 205H142V206H144ZM73 206H75V205H73ZM140 206H141V204H140ZM215 206H216L215 208L217 210V203H216ZM28 207L30 208V206H28ZM59 207L61 209H59ZM239 207H240V204H239ZM77 208H75V210ZM209 208H211V211H212V209H213L212 206L209 207ZM87 209H88V211H87ZM220 209L221 208H219V210ZM231 209L228 210L229 214L231 212ZM137 210H138V208H137ZM223 211H226V210L224 209ZM130 212H132V211H130ZM149 212L153 213V210H151ZM149 212H148V214L150 215ZM221 213H223V212H221ZM226 214L227 213H225V215ZM237 215H238V213H237ZM237 215H235V216H237ZM217 216H216V219H217ZM221 216H222V214H221ZM230 216H231V214H230ZM233 216L234 215H232V217ZM59 217L61 219L58 221ZM131 218L129 217L128 219H131ZM234 218L235 217H233L231 219H234ZM138 220L139 219H135L134 222L132 220H131L132 222H130V220H128V222H130L131 224L133 223V225H135L134 226L135 230H134V228H133V230L129 229L130 227L132 228V226H133V225H131L129 223L131 225L130 227L128 226V229L130 230V232L128 231L129 232L128 233L126 231H123V232H126V234L122 232V235H124V237L126 235V237H130L131 238V235L133 234L132 233L133 231H136V235H138L137 233H139V235H140L145 229L144 233H146L147 228H145V227L147 225L145 226V223L147 222V220L146 221L142 220V221H145V223L141 222L140 221L141 219L139 220L140 222H138ZM188 220L190 221L191 219H188ZM80 221H83V219H81ZM136 222H138V223L136 224ZM231 222L234 223L233 221H231ZM72 223H74V224H72ZM159 223L160 222H154L152 224L153 226H151V227L154 229V226L159 225ZM250 223H251V221H250ZM113 224H115V225H113ZM125 224H127V223H125ZM64 225H65V223H64ZM160 225H161V223H160ZM84 227H85V225H84ZM84 227L80 226V228H83V229H84ZM80 228H77V230H74L73 232L74 233H77V232L79 233L78 230H80ZM148 229H150V228H148ZM124 230H126V226H125ZM110 232H111V234H110ZM112 232L114 234H112ZM130 233H132V234H130ZM134 234H135V232H134ZM116 235H114L115 238H118L119 236L116 237ZM58 236H59V238H58ZM80 236H81V234H80ZM114 236H113V238H114ZM26 237H27V235H26ZM126 237L124 239H126ZM148 237L149 236H146V238H147L146 241L149 240ZM61 238L59 239V241L62 240ZM76 238H77V236L75 238H72V239H75V240H70L69 242L66 241L67 239L63 240V241L68 242L67 244H65L64 242H62V244L64 243L63 245L61 244V242H60V244H58L59 242H57L58 245L55 244L57 246H59V245L62 246L61 247L62 249H66L67 253L64 250L65 253H63V254L65 256H67V257L70 256L69 257L70 258V260H69L70 262H68L67 264H69V263L71 264V261L73 260L72 256L74 258L77 256L76 254H75V256L72 255L73 251H75L76 248L74 249L75 246L73 245V243H71V241H73V242H76V243L79 244V241H81V239H79L80 238L79 237L76 240ZM121 238L123 239V236ZM132 238L133 239L131 240V242L133 241L132 243H134V238L137 239V236L134 235ZM139 238H140V236H139ZM127 239L129 240V238H127ZM144 239L141 240V244H145L146 243L145 244L146 246L144 247L142 245L143 247L142 246L141 247L145 249V248H147L149 242L145 241V243H143ZM154 239L155 238H153V240ZM203 239L207 240L206 238H203ZM244 239H246V238H244ZM27 240L29 241V239H27ZM195 240L197 241L198 239H195ZM195 240H194V242H195ZM91 242H92V240L90 239V240H88L86 242L87 244L85 243L87 246H89V247L85 246V249H87V252H88V253L86 252L87 256H88L87 264H88V262L90 260L93 262V264H98V261L101 260V258H100L101 257L100 248L98 246H96L95 249H93V250L90 249ZM126 242L127 241L125 240V243H124L125 245H128L130 243V241H129L128 244ZM224 243L227 246V243L223 242V244ZM80 244H81V242H80ZM155 245H157V244L155 243ZM4 246H5V244H4ZM57 246H54V247H56L58 249ZM152 246L153 245L151 243L150 249L154 248V246H153V248H152ZM172 246L173 245L171 244V246H170L171 249H172ZM27 247H28V245H27ZM170 247L168 248V250H170ZM56 248L54 250H56ZM61 248L58 249L59 252H60ZM159 248L160 247H158V249ZM89 249H90V254H89ZM48 250H46V251L50 253V251H48ZM13 251H14V254H19V255L22 254L24 256H26V254H27V250L24 249V248H16ZM29 252H31V250ZM43 252H45V251H43ZM53 252H51V254ZM59 252L58 251H57V253L54 252V254L55 255L56 254L59 255L58 254ZM146 252H149V248H148V251H146ZM46 253H45V256H43V257L44 258L47 257L46 259H48V256H46ZM115 253H114V255H115ZM142 253H144V252H142ZM51 254H50V259L52 257ZM63 254L61 253V255L63 257L60 259V261L62 263L65 260V256ZM170 254L173 255V253H170ZM223 254H225V253H223ZM47 255H48V253H47ZM57 255H56V257H57ZM255 255H256V253H255ZM5 256H7V255H5ZM10 256H11V254H10ZM30 256H32V255H30ZM147 256H148V254H147ZM164 256H167V254H165ZM33 257H31L30 259H33ZM43 257H41V258L43 259ZM56 257H54L55 260H53L54 258H52L51 261H53L54 264H60V261H59L60 257H57V258ZM188 258L185 257L184 259L188 260ZM7 259L6 260L3 259V257H1V252H0V264H12L10 259H8V260ZM26 259L27 258H25V260ZM36 259H35V261H37ZM141 259L144 260L146 258H144V256H143ZM147 259H149V258H147ZM159 259L157 257L158 261H159ZM13 260H15V258H13ZM42 261H44V259ZM73 261H72V263L74 264L75 260H73ZM84 261L86 262V260H84ZM84 261H83L82 264L85 263ZM17 262H19L21 264L23 263L20 260L17 261ZM41 262H37V263L41 264ZM165 262H166V260H165ZM176 262H177V260H176ZM45 263L50 264V263L47 262V260L45 261ZM114 263L116 264V262H114ZM31 264H32V262H31ZM182 264H185V262L184 263L182 262Z\"/></svg>",
  "mask_w": 264,
  "mask_h": 264
}]
</instances>
